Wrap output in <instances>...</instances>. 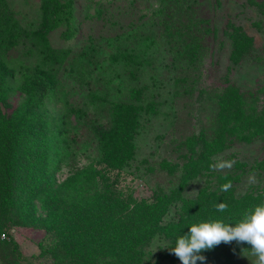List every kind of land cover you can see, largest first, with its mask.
<instances>
[{
  "label": "rangeland",
  "instance_id": "rangeland-1",
  "mask_svg": "<svg viewBox=\"0 0 264 264\" xmlns=\"http://www.w3.org/2000/svg\"><path fill=\"white\" fill-rule=\"evenodd\" d=\"M52 1L0 0V109L2 114H18L27 107L23 76L29 70L40 68L50 75L55 94L50 93L43 102L35 99L37 117L49 126L31 124L39 130L40 137L36 139L40 144L51 136L54 141L50 145H58L52 153L48 152L51 171L58 169L57 181H63L69 170L86 166L95 158L98 136L90 126L111 124L109 103L119 100L141 106L131 141L133 161L129 162L130 168L123 169L125 172L119 175L117 184L123 192L149 200L158 190L183 185L184 199L194 200L202 190H222V182L228 184L231 178L228 196L221 194L216 202L231 206V201L245 203V210L264 203V0L197 1L191 17L198 25L192 28V33L198 37L205 34L201 38L203 68L198 83L200 71L182 70L184 64L177 63L178 51L184 57L183 44L170 38L162 23L152 22L164 13L169 21L178 20L179 14L187 24V13L177 9L161 12L157 0H58L64 11L60 25L54 28L46 17ZM118 14L124 22L130 19L129 29L120 26L123 23ZM174 22L179 32L186 28L184 23ZM74 23L80 26V31L67 40L63 31ZM234 27H241L250 39V47L239 58L230 57L233 48L227 35ZM7 30L14 34L10 43L3 40H9L4 33ZM210 30L217 31V36L207 35ZM3 44L7 47L1 52ZM113 44L123 51L116 53ZM122 52L131 54V61L137 64L123 65ZM139 53L147 64L137 58ZM110 54L113 59H121L116 62ZM184 75L196 77L197 88L192 95L186 94L189 87L181 82ZM200 87L208 93L220 87L238 90L246 97L245 110L241 124L234 126L242 133L237 139L229 137L230 143L221 152L214 145L207 149L212 154L206 155L205 144L210 142L192 140V148L204 157L199 156L200 173L189 177L193 174L183 171L188 165L183 157L185 144L200 135L210 138L217 126V112L208 106L207 98L202 101L197 96ZM60 120L63 125L58 129L51 126L60 124ZM118 137L113 134L115 142ZM3 159L0 157V182ZM226 162H231V167H218ZM192 170L191 164L189 171ZM0 220L11 221L10 214H3L1 203ZM44 237V230L9 223L0 231V264L11 263L5 243L16 244L22 264H52L41 254L39 244ZM159 239L150 248L154 254L164 246ZM232 243L239 250L250 248L247 244ZM241 258L234 264H250L251 257L245 263Z\"/></svg>",
  "mask_w": 264,
  "mask_h": 264
},
{
  "label": "trees",
  "instance_id": "trees-1",
  "mask_svg": "<svg viewBox=\"0 0 264 264\" xmlns=\"http://www.w3.org/2000/svg\"><path fill=\"white\" fill-rule=\"evenodd\" d=\"M197 1L157 0L161 12H165L166 9H177L179 12L182 11V14H190H185L189 18L185 19L187 24L184 19L179 18V14L176 15L178 20L169 21L167 14L164 13L160 14L161 18L156 17L152 20L156 24L162 23L169 37L183 44L184 57L181 51L176 53L180 56L176 58L177 63L184 64L181 66L182 70L200 71L203 68L201 38H204L205 34L198 37L192 33V28L198 25L191 17ZM68 5L69 2L66 7ZM49 8L46 17L51 26L57 28L61 23L60 17L64 6L58 0H53ZM118 16L120 23H123L120 26L129 29L132 24L130 19L125 16L128 19L124 22L121 20V14ZM174 21L178 24L184 23L186 28L179 32L174 28ZM79 27L77 23L66 26L63 37L67 40L75 38L80 31ZM216 32L210 30L206 34L217 36ZM4 33L9 40L1 38L10 43V39H14V34L8 30ZM227 36L232 41L233 50L230 57L243 56L250 47V39L243 29L234 27ZM110 38L108 37V40L112 42ZM108 44L110 46V43ZM6 47L3 44L1 52L6 50ZM112 48L116 53L123 51L117 44H113ZM130 51L134 52L133 49ZM67 53L68 51L64 52V55ZM122 54L123 65H128L129 62L137 64L135 60L131 61L133 58L131 54L124 52ZM140 55L137 54V58L147 64ZM112 57L113 54H110L111 59ZM117 59L113 60L117 62ZM199 78H202V70L197 75V83ZM195 79L193 75L182 77L181 82L189 87L186 94L192 95L194 88H197L194 84ZM23 80L24 95L28 101L24 111L18 114L17 112L2 114L0 109V157L4 158L0 203L3 214L11 216L10 222H0V231L9 223L44 230L45 237L39 247L42 256L47 257L52 264H181L178 258L164 247L174 246L178 235L188 233V226L213 220L235 224L247 211L244 209L245 203L232 201L235 214L229 204L226 211H216L215 204L219 203L216 200L221 194L226 193L228 196L230 187L227 191L213 188L202 190L194 200L184 199L183 185L170 190H158L149 200L136 199L132 193L123 192L118 188L119 175L125 172L124 168H130L129 162L133 161L134 148L131 141L137 126L138 111L141 109L140 105L127 104L119 100L109 103L111 124L90 126L92 133L98 136L95 158L86 166L69 170V175L63 181H57L55 174L58 169L51 171L48 152L52 153L58 145L54 147L50 145L54 141V137L51 136L43 139L40 144L36 139L40 137L39 130L31 124L49 126L48 122L37 117L38 103L35 99L37 97L38 101L43 102L50 93L55 94L56 87L50 75L40 68L29 70L27 75L23 76ZM198 95L202 101L207 98L208 106L217 112L215 120L217 126L215 125L216 132H213L210 138L200 135L199 138H193L187 145L185 144L186 153L183 157L188 165L183 171L193 174L189 177L200 173L199 156L204 157L192 148L193 141L210 142L205 144L206 155L212 154V151L207 149H212L214 145L221 152L230 143L229 137L233 139L235 136L237 139L239 133H242L236 131L234 126L241 124V115L245 110L243 105L246 97L236 89L220 87L219 90L213 88L212 92L208 93L200 87ZM7 98L8 93L6 100ZM59 122L60 124L55 123L51 126L58 129L63 125V120ZM28 124L32 126H27ZM42 130L44 131V128ZM113 134L119 136V140H116L118 144L113 140ZM56 135L58 138V130ZM211 144L213 145L209 148ZM194 157L196 161L193 160ZM17 159L20 162H16ZM191 164L193 170L189 171ZM16 176L18 180H15ZM187 179L184 178V181ZM230 181L232 182L231 178L229 185ZM166 217L169 218L165 221ZM157 238L163 241L164 246L159 247L158 253L154 254L150 248ZM5 245H7L5 249L9 248L7 256L11 263L4 261L2 264H22L14 246L16 244ZM240 250L233 243H221L211 250L202 251L200 255L205 259L198 260L196 264H234L235 260L240 261L238 259L241 258ZM241 259L242 262H247L245 257L242 256Z\"/></svg>",
  "mask_w": 264,
  "mask_h": 264
},
{
  "label": "clouds",
  "instance_id": "clouds-1",
  "mask_svg": "<svg viewBox=\"0 0 264 264\" xmlns=\"http://www.w3.org/2000/svg\"><path fill=\"white\" fill-rule=\"evenodd\" d=\"M218 167H231V162L218 165ZM229 184L222 186L227 191ZM227 204L217 203L215 209L218 212L227 210ZM189 231L185 235L175 238L174 246H165L170 250L181 264H196L203 261L202 251L211 250L221 243L237 245L247 244L250 248H241L240 255L251 257L250 264H264V203L247 210L243 217L235 224L225 223L222 220L202 221L188 226ZM247 253V256L244 255Z\"/></svg>",
  "mask_w": 264,
  "mask_h": 264
}]
</instances>
